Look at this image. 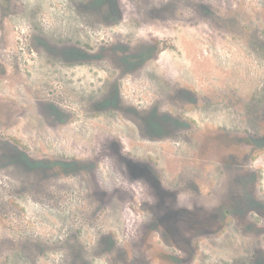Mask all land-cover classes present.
Listing matches in <instances>:
<instances>
[{"label":"rangeland","instance_id":"1","mask_svg":"<svg viewBox=\"0 0 264 264\" xmlns=\"http://www.w3.org/2000/svg\"><path fill=\"white\" fill-rule=\"evenodd\" d=\"M92 2L0 0V60L21 62L29 58L21 48L40 43L83 50L85 57L73 59L90 60L72 65L60 51L41 52L39 78L0 80V264H255L259 253L264 264V0ZM148 45L153 51L146 52ZM123 46L129 50L120 52ZM126 59L146 63L125 74L119 64ZM102 77L119 81L120 111L100 115L90 108L103 89L87 86ZM163 81L170 98L157 101ZM154 102L184 126L169 127L165 143L151 139L162 136L167 119L150 110ZM52 106L66 116L50 129ZM75 132L100 155L92 172L79 156L85 152L35 146L49 139L70 146ZM19 148L38 160L77 164L65 166L68 174L53 165L24 166L11 157ZM129 156L149 161L170 189L193 193L198 185L208 193L210 186L215 203L233 215L228 227L185 228L179 238L169 212L185 199L160 189L154 174ZM146 181L157 227H132V213L119 210L115 197L100 208L103 186L139 199ZM244 193L263 211L246 215ZM150 232L146 250L142 237Z\"/></svg>","mask_w":264,"mask_h":264},{"label":"flooded vegetation","instance_id":"2","mask_svg":"<svg viewBox=\"0 0 264 264\" xmlns=\"http://www.w3.org/2000/svg\"><path fill=\"white\" fill-rule=\"evenodd\" d=\"M12 0H1L2 4L8 5V3H10ZM23 0H19V2H21ZM25 1V0H24ZM39 2H41V0H38ZM93 4H103L106 3V0H92ZM90 2H87V4H89ZM149 47H146L145 50H147L146 52H151L153 51V47L151 45H148ZM121 47L118 50L120 52H127L129 50V48L127 47ZM22 49V55L24 56H28V59H23L21 62H15V60L11 61V60H0V80L6 82L9 80V74H16L19 78H18V82L20 83H29L31 81L36 80V78H39V69L40 67V59H36L41 53V52H62V54L67 58L65 59L66 63L69 64H75V62L77 64H84V63H89L90 60L89 59H73L75 57H85V55H87L83 50H78L76 48L73 47H65L62 49H57L54 47H51L50 50L47 49V46L43 43H40L38 45H35L32 49L30 48H21ZM34 52V58H31L30 56V52ZM82 51V53H80ZM52 55V54H51ZM56 55V54H54ZM101 62V60H98V63ZM122 63H124V66H121L119 64V68H124V72L125 74H129L131 72L136 73L137 71H139L146 63L145 59H140V60H136V61H131V60H124L122 61ZM16 64V65H15ZM11 69V70H10ZM21 76V77H20ZM27 78H33L32 80H28ZM28 81V82H26ZM93 87L94 89H103L100 91V95L103 94L100 97L101 102L97 103L96 107H90L92 109L93 112L98 113L100 115H102L105 111L107 110H113V111H118L120 108V104H121V99H122V92H121V86L119 81H113V79H110L108 81L107 77H102L101 80H97L95 79L93 81V85L91 86L90 84H88L87 88H91ZM80 88H83L82 86H80ZM170 89L169 83L167 82H162L161 85L159 87L156 88V91L154 92L155 98L158 100H168L170 98V91H168ZM69 93L71 92V90L68 91ZM72 92L73 89H72ZM182 95H184V92H180ZM55 94V93H54ZM133 96V95H132ZM155 99V100H156ZM2 103V102H1ZM160 102H154V107H152L150 110L152 111H156L157 113L161 114V116L166 119V121L162 124V128L165 132L162 133V136L158 137V138H151L152 140H155L157 142H166V140H163V138H165V136L169 133H167V131L169 130V127H172L174 129H180V130H184L182 128H184L183 125H181L177 120H174L171 118V116H169L167 113H162L160 112ZM4 105V104H3ZM51 108V113H53L52 115L54 116V123L53 125H48V127L50 129H52L53 127H57L58 123H62V121H60L62 119V115L66 116L65 113H63L62 111H58L56 109V107H50ZM0 110H4V108L2 109V105ZM131 111H133L134 113L137 112L136 108L132 107L130 109ZM149 110V111H150ZM1 111V113H2ZM120 111V110H119ZM148 111V112H149ZM26 113V109H20L19 111V116H24ZM17 114V115H18ZM34 114H39L40 116L41 111L36 108L34 110ZM67 119H70V116H67ZM58 120V121H57ZM36 121V120H34ZM178 122V123H177ZM8 124V122H7ZM137 128V126H136ZM79 131V130H78ZM216 131H207L206 134L211 135ZM226 132V131H225ZM227 134V133H226ZM228 136V135H227ZM229 137V136H228ZM150 139V138H149ZM162 140V141H161ZM264 141V138H263ZM114 147L117 149L120 147L121 141L120 140H112ZM244 141L242 140V143ZM262 142V139L261 141ZM40 143L39 145L35 143V146L40 148V149H44L46 148L47 144L51 145L55 148H62V147H67V148H75L81 152H85V155L87 156H83V155H79L80 158H82L83 160H86L85 164L88 167V170H90V172H92V168H94V164L96 160V157L98 158V162L99 161V156L100 155H95L96 152V148L94 146H91L88 142H86L85 140L82 141V139H78V134L77 132L74 133L72 140L70 141V146L63 141V143L60 144V140H58L57 142L53 141L51 139H49L48 141H45L44 143H42V141L39 140ZM69 143V142H68ZM46 144V145H45ZM107 143L106 141H101L100 145H98V149L97 151H100V148H102V150L106 147ZM244 146H248V143H244ZM18 156H14V154H12L13 158H19V162L20 164L24 165L26 163H30V162H35L38 163L40 165H50V167L52 168V165L54 166V168L57 169H61L64 171L65 174H68L67 171H65V166L68 165L70 167V169H73V167H76L77 161H63V160H56V158H51L50 160H38L40 157H36V156H29L27 154V152L21 148H19L18 151H16ZM100 153H102V151H100ZM99 153V154H100ZM31 157H33L34 159H31ZM128 158V161H133L135 160V162H138L139 164H141L142 167L147 168L148 170H150L154 176L155 179L157 181V186L164 190V192H167L168 194H170L175 200H183L185 199V202L183 203H178L176 204V206L169 212V215H171V219H170V227L172 230L176 231L178 233L179 238L182 237L184 239V236L186 235L185 232V228H195L198 227L200 229H221V228H225L228 227L229 222L232 221L233 219V215L229 214V209H227L226 207H224L223 205H218L215 202L217 201L216 198H213V193H212V189L209 186L208 189V193H203L201 191V187H198V185L195 188V191L193 193H187L186 190L184 189H170L167 186V183L163 180L162 176L160 175V173L158 171L154 170V167L150 165V162H144V161H138L139 158L138 157H131ZM6 158V157H5ZM9 158V157H8ZM181 158V157H180ZM74 160H78V159H74ZM80 160V159H79ZM234 164L235 162L232 161ZM231 162V164H233ZM246 162V161H245ZM93 164V166L91 167V164ZM137 164V163H134ZM138 164V165H139ZM242 164H244V162L242 161ZM86 165H85V169H86ZM242 165V166H243ZM75 170V169H74ZM74 170H72L71 172H73ZM87 170V169H86ZM147 185L148 187L145 188V192L141 193L142 196L138 198H136L135 194L133 192H129L127 190H123V192L121 190H116L115 188H111L110 192L106 190V186H103L102 190L99 189V196L101 199V203H100V208L103 207H107V200L109 198L115 197L117 198L118 202H119V210H126V211H130L132 213V218H133V224L132 227H137L139 225H146V227H157V225L155 224V220L154 217L152 215V207H151V202L153 201V192H152V188L151 185L148 181ZM99 184V183H98ZM110 185H112V183H110ZM243 200L245 201L246 204H248L249 206L247 207L248 209L245 211V214L247 215L250 211H256L261 209L263 211V207L262 206H258L259 208H255L254 205V199L251 198V196H246V194H243ZM184 196H187L185 198ZM190 197V198H189ZM200 200L201 204H195L196 201ZM203 205H206V207H201ZM253 207V208H252ZM259 213V211H257ZM261 213L258 215L260 217ZM187 223H190V225H188ZM255 223V222H253ZM192 225V227H190ZM198 225V226H196ZM177 229L175 230L174 228ZM181 228V229H180ZM182 228H183V232H182ZM192 232V231H189ZM183 233V234H182ZM184 235V236H182ZM151 232L150 234H147L145 237H142V239L145 241V245H146V250L151 249L150 243L148 242L149 240H151ZM141 239V238H140ZM146 252V251H145ZM146 254H148L146 252ZM262 261V257L259 253L258 259H257V263L255 264H261Z\"/></svg>","mask_w":264,"mask_h":264}]
</instances>
